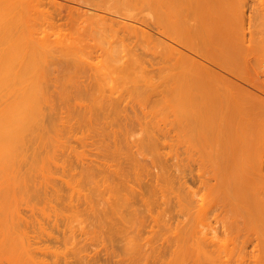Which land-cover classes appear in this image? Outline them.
Returning a JSON list of instances; mask_svg holds the SVG:
<instances>
[{"label": "rangeland", "instance_id": "obj_1", "mask_svg": "<svg viewBox=\"0 0 264 264\" xmlns=\"http://www.w3.org/2000/svg\"><path fill=\"white\" fill-rule=\"evenodd\" d=\"M96 1L98 3H101L100 6L102 8H105L106 10L112 12V14L120 15L128 22H132L128 18L141 17L150 13V11H148L150 8L147 7L149 6V4L147 5L146 0ZM239 1L241 2L242 0H234L235 8H233V10L231 11L230 17L232 20L236 21L237 19L238 21L242 20L241 18H243V20L245 19V21L247 19L250 21V25H245L244 28L243 26L241 27L239 25H232L231 27H228V29L222 30V34L225 38L224 44H221L222 46L224 45L222 47L224 48V51H222L221 54L222 57H220L221 55L219 54V52L217 53V50H222L219 45V47L217 46L218 49H213V63H206L209 65L213 72H200V70L195 66H191L190 64H187L186 61H183L180 63V68L184 70V74L180 75L176 79V83L174 82V79L169 78V71L166 68H158V66L161 64L158 63V65H155V62L152 68V65L150 66L147 63L149 62L147 59L142 61L143 56L147 58L146 53H144L145 47L143 46L142 47L144 49H142L141 46L133 45L132 43L127 41H118L117 39L113 40L112 38L104 37L102 35H98L97 37H90L87 35V31L82 32L81 30L72 27L71 22L68 19L66 20V18H52L50 20L49 16H45L46 19H44L39 15H31V19H27V15H25L23 12L15 13L14 10H12L7 4L0 5V125H3L0 126V236L7 235L6 237H11L12 240L15 241L13 244L11 241V243L7 241L8 239H6V241L9 242L12 246H17L16 239L17 237L21 236H27L28 238H31L34 235L38 238H49L48 242H46L50 250L48 252L49 254L47 253L48 255H46L48 264H60V261L64 262V258L66 264H79L80 260H78V257L80 258V256H84L85 254V256H88V254L90 256H94V258H89V256L86 257L87 259H90H88L89 261L87 262V259H84L87 264H119L115 262L118 261L116 260L118 256L115 257V253L112 257L113 260L111 261L110 259L109 261V258H107L108 260H106L102 251L100 252V250L103 248V245L101 244V236L105 238L108 233H102L101 231H98V234L101 233L99 234L101 235L99 237L100 240L99 238H97L99 241L95 238L99 235L92 237L94 235L93 233L95 232H92V228L94 227L93 225H95L96 228V224H94L95 221L93 219L94 217H92L94 216V214L93 212H91L87 204L85 202L83 203L84 195L85 197H88L90 199H88L89 202H91L92 200L94 203V201L99 202L100 200H102L98 199L102 197V195L98 197L97 190L100 189L99 187L104 188L103 183L102 186H99L101 184V181L99 182V180H102V174H106L103 171L108 168L105 167L104 169L103 167L104 170L102 171V173V166L97 167V165L95 168V165L93 164L98 163L97 161L100 160L99 155L96 153V147L99 146L101 142V145L104 144L103 140L101 139V135H99V131L101 129L103 132L105 130L104 133H108L109 128L110 132L112 130H118L122 133L119 134V137L121 135V142H119L121 147L120 149H118L120 150V152H125L126 155L128 153L130 157V153H134V150L139 151L138 154L134 153L135 158L132 157L134 156L133 154L131 156L132 158H134V160L137 159L139 164L138 162H136V165L131 166L132 168L128 167L126 159H128L129 157L125 159V155V157L123 158L124 160H126V162L123 163L124 160L120 162L124 165V169L126 172H122L123 168L121 169V172L123 174L126 173L124 175H127V177L130 176L131 178L133 177V173H136L139 177V179L137 177V181L140 182V186L137 189H141V192L143 191L142 189H144L145 186L146 188L151 187L148 188V190H151L153 195L156 190V187H153L155 185L154 183H157L156 185L159 186V188L161 185L164 188L163 191L165 192L164 193L162 192V190H160L162 188L159 189L157 187L156 191L159 193H155L157 195H154L155 197L152 196V198L149 199H153L152 201H150V204L147 199V202L151 206V209L150 206L147 205L149 210L146 211L149 212L151 210L152 214H154V217L156 216V220H151V222L148 221L152 217L146 215V211L145 215L143 214L144 211H142L143 213L141 212V215L140 213L136 212L139 219L145 220V223L141 224L143 226L140 227L139 225L138 232H136L138 229L137 227L135 229L134 225L138 220H136V214L132 215L131 213V215H127L129 214V212H127V208L125 210V207L122 208L123 212L118 209L122 213V215L124 214L126 219H128L129 217L132 220L134 219V222L132 220L131 222H128V224H130L131 226H127L128 224L125 223V225L129 229L123 230L125 227H121L119 223L121 230L120 227H118L119 230H115L116 232L114 231L115 228L112 230L114 235L111 233L112 237H110V239L114 241L112 242V245L114 244V247L116 249L113 250H116V253L119 254V261H123L122 259H120L121 256H123L126 257L128 264L127 257H129L130 259H134L136 256L132 257V255H136L139 251H141V253L142 250L149 252V250L152 251L154 247L155 249H157L156 247H158L160 250V247L162 246H160L159 243L163 241L165 242L164 239L168 236V238L171 237L169 239L171 243V240H174L173 236H175V240H179L177 237H179V235L183 232L192 235L193 232L191 231H193V225H195L196 223H193V225L191 223V220L193 218L192 216H194L193 212H191L193 210V204L189 196H187L188 193L186 194L182 192V195L185 197L183 198L185 199L184 201L187 205L185 207L190 209L189 212L191 213V215H189V212L188 210L186 211V209V212L184 211V213L178 212V209L181 207V204L183 205L184 202L183 199H181L180 204L178 201V196L181 197V190L178 184V175L180 174L179 170L183 169L182 171L184 172L181 174H186L185 176H187V179L191 177V175L189 174V170L191 169V172L192 170L194 171V167H196L195 164L197 163L196 161L203 157V155L199 157V154L202 153V151L200 150L201 146L198 139L200 138L199 134H201V130H203L204 127L205 129H207L206 127L208 125H214L217 123L222 124L227 120H225L223 117L221 118L218 114V110L214 107L205 106L201 104V101H199L198 99L193 98L192 100H189L190 96H188V94L191 92H214L216 96H213L221 100V107L218 108L227 106V101L230 98H233L236 104L239 102H246L247 97L245 95L248 92L256 95L258 97L257 101H260V98L264 99V0H244L243 3L245 4L242 5L243 7H241V5L239 4L240 6H238L236 9V3H240ZM134 24L139 27L141 26L137 25L136 23ZM142 27L143 26H141V28ZM110 40H112L113 42ZM154 61L155 60H153V62ZM234 72H238L242 77H236ZM192 78L194 79V83L186 84V82H188V80ZM195 79L197 81H195ZM70 80L72 81L73 85H70L72 84ZM227 80L236 83L239 89H231L230 84L227 82ZM77 87L78 89H82V98L84 97L83 100L86 101V103L88 102V104H90L91 102V104H93L92 101L95 98L97 101L101 100V103L104 102L102 103L101 107H104L105 105L104 110L106 111L102 110V108L100 110L104 114L99 113V111L98 114L101 115H97L99 118H102L97 119V116L94 117L96 121H94L93 119L94 123H88L90 125H88V127L86 125L87 123L85 124L82 121H80L81 123H79L76 121V119L79 118L74 117L71 121L72 126L69 127L70 129L66 127V132L62 127H59L60 125L56 128V124L54 123V125L51 123H49L50 125L48 123L44 124L43 126L40 125L45 129H41L38 126L41 130L36 126L38 129L37 131H39V133L41 134L39 135L38 133L40 138H36V140L38 139L40 143L39 141H31L34 142V144H37L35 145L36 148L32 149L35 147L34 144L32 143L34 147H30L28 145L29 142H27L28 144L25 143V145L28 146H25L27 148L23 151L21 145L23 141L21 140V142L19 140L20 137L16 131L14 122V118L16 117L14 116H18V113L23 112V110L24 112L25 110L27 112L30 111V109L25 106L27 104V94H30L32 92L33 94H35V96L37 95L39 101L33 103L36 104L35 106H38V102H40L39 104L41 110H43L42 107H45L43 111L44 113L49 115L51 109L48 108L50 110L48 111L45 106L47 102L41 101L43 99H41V97H44L43 94L50 95V97L51 95H53L52 97H54L56 100L57 97H59V93L60 97L62 98L67 94L66 97H69L70 95L71 99V93L73 94V91H76L74 89H76ZM28 91L31 92L28 93ZM85 91L87 92V95H84ZM230 91L233 92L232 95L230 94ZM19 92H21V95L22 93L26 92L24 93V98L21 97ZM88 96H90L91 98ZM20 97L21 99L23 98L24 101L22 100V103L25 104H21ZM55 99L53 100V102L56 101ZM58 99L59 101L61 100L60 98ZM59 101L56 102L59 103ZM71 101L72 100L69 101L67 99V102L71 103ZM105 101H110L108 102V104L111 105L107 106V104H105ZM66 105L68 107L67 103ZM106 106L111 107L112 109H106ZM20 107L24 108L21 109ZM53 107V110H55V108L57 109L58 105L57 107L56 105H54ZM59 108L60 107H58V109ZM62 109L68 110L70 108ZM113 109L115 112L112 111ZM71 110H69L68 112H70ZM76 110L82 111V108H78L77 106ZM76 110L74 111L76 112ZM65 112L68 113L67 111ZM105 113L107 114V116ZM78 115L80 114L75 113V116ZM92 116L93 115H91V117ZM262 116L264 118V115ZM103 121H106V123H99H103ZM76 122L78 123L76 124L77 126L74 124ZM45 125L47 126V128ZM102 126H105V129H103ZM58 127L60 128V130L62 128V134L60 131V133H58ZM199 128L201 130H199ZM198 130L200 133L198 132ZM41 131L43 132V134ZM55 131L57 132L55 133ZM118 131L117 135L119 133ZM11 132H13L14 134ZM204 134L205 132H203L202 135ZM5 135L6 137H4ZM84 135L86 137H84L85 141L81 139ZM3 137L5 140L3 139ZM13 137L15 138L13 139ZM55 138L58 139V142ZM109 138L105 137V139L107 140L104 142H106L107 145H110L109 143L111 142V139ZM27 140L29 141V139ZM18 143L21 144L19 145ZM255 145L257 148H260L262 146L260 138L256 139ZM17 146L18 148H16ZM117 147L119 148V146ZM18 150H22L21 152L23 154L19 152L20 155L19 153L17 155ZM33 152H36L35 155L37 156L35 158H31ZM205 152L207 151L203 149V153L206 155ZM117 155L118 154H116V156ZM258 155L260 154H257V158L259 157ZM260 156H262L261 158H264V155ZM80 159L82 161V166L78 164L80 163ZM205 159L206 157L202 160V162L207 161ZM129 161L130 159L128 160V164L130 165ZM121 163L119 164L123 167ZM119 164H116V166ZM203 164H207V162L202 163V166H206ZM85 165H88L90 167L93 165L91 167V169H93L92 172H89L90 167L86 171L85 169L82 170V167ZM94 170L95 173L97 171L100 172H98L97 174L101 177L96 175L98 178L100 177L99 180H96L94 178ZM262 171H264V166ZM78 172H80L81 174L83 172L84 175L86 172L87 176L88 173H93V179H91V175V177L88 176V179V177L85 178L86 175H81ZM187 172L189 177L187 175ZM107 174L112 176L110 177V179L113 180L112 173L110 174L108 171ZM19 175L29 177V180H27L25 186L18 183L12 184L13 178H17V176ZM105 177L109 180L108 176H104V180H102V182L105 180L106 182L108 181ZM115 178L116 177L114 176V180ZM133 178L131 180H133ZM94 179L98 183H100L97 186V190L95 188L96 186L93 187L96 184H92L93 181L95 182ZM137 181L134 180V182ZM108 182L107 187L111 188L112 192L116 190L117 187L121 184L119 183L117 187H113L112 189L113 185H111V183L113 182H111L110 180ZM134 182H131L133 184H131L130 182L128 184L136 187L134 185ZM151 184L154 185L152 186ZM147 185L150 186L147 187ZM190 185L192 187L195 186V184L193 185V183H191ZM103 188L102 190L104 191ZM77 190L81 195V197L79 195V198L80 201L82 199L83 204L81 202L77 203V201L76 203H74L75 199L79 200L78 196H76V194H78L76 193ZM146 190L144 189V191ZM73 191L76 192L74 193ZM117 191H119V189ZM122 191L120 193H123ZM105 192L107 193V190L104 191V193ZM146 192H148V196L146 195ZM146 192L142 193L145 194V197L147 196V198H150L149 196H151V194L149 193V191ZM104 193L103 196H107L109 194ZM160 193H162L163 195L166 194L169 201L166 200L165 196L163 197V199L165 198L166 200L165 203H160V200L163 201V199L158 200V198L161 197L159 196L161 195ZM69 195L71 197H69ZM69 199L71 200L69 201ZM167 202L168 204H166ZM101 203L102 206L105 205L104 201H101ZM151 203L153 205H151ZM74 204L75 206L77 204V207H79H76L77 210L73 209L75 208L73 206ZM85 204L86 208L88 207V211H86L87 209L85 208ZM70 205L73 206V208ZM166 205H168L167 208L165 207ZM188 205L191 206V208ZM139 206L140 205H138V207ZM84 208L86 210H84ZM145 208L143 205L140 206V209L142 210H144ZM158 210L160 212H158ZM89 211L91 212V214ZM185 213L186 215H184ZM152 214L150 213L151 216ZM187 214L190 221L188 220ZM90 217L93 219V221H91ZM182 218H185L189 222L186 223V220H183ZM165 219L167 220V223H162L165 221ZM181 219L183 220V222H181L179 225L178 221H181ZM89 221L92 222L93 225H89L92 224L89 223ZM175 222H178V227ZM181 224L186 226L182 227ZM188 224L191 225L192 228ZM148 225L152 226L153 228L150 227L148 229ZM165 225L170 229L168 227L165 229ZM196 225H198V222ZM196 225L195 227L198 228V226ZM180 226L182 230L180 229ZM185 229H187V231ZM149 230H151L152 232H149ZM167 230L169 234L167 233ZM170 230H172V233L169 232ZM195 230L198 229L195 228L194 231ZM207 230L205 229V231ZM108 231H111V229ZM196 232L197 231H195L194 234ZM146 234L149 236L145 237ZM150 236L151 238H148ZM141 238L143 240L145 239L144 241L146 243L141 240ZM188 238L189 240H191L190 237ZM149 239L151 240L150 243L148 241ZM173 244L174 245H171V247L173 246L172 248H176V246L179 245L177 243V245L175 246L174 241ZM34 245L37 244L35 243ZM149 245L151 246V248ZM6 248L5 250H7ZM132 248H135L136 252L135 249L133 251ZM97 249H100L99 253L95 252V250ZM5 250H0V263L3 262L1 256L3 257ZM159 250H155V252H158ZM191 252L193 251L191 250ZM6 253L8 252L6 251ZM141 253L139 252V254ZM189 254L192 255L190 252ZM36 255L38 254L36 253ZM63 255L65 256L64 258L62 257ZM60 256L61 258H59ZM126 260L124 259V263ZM134 261H136V259H134ZM17 262L18 264H29L28 262L23 263V260H18ZM131 262L132 264H134L133 260ZM185 263L190 264V259L189 261L187 259V262ZM191 264L193 263L191 262Z\"/></svg>", "mask_w": 264, "mask_h": 264}, {"label": "bare ground", "instance_id": "obj_2", "mask_svg": "<svg viewBox=\"0 0 264 264\" xmlns=\"http://www.w3.org/2000/svg\"><path fill=\"white\" fill-rule=\"evenodd\" d=\"M146 2H147V5L149 4V6H147V7L150 8L148 10V11H150V13L143 15L141 17L128 18L132 22H128L127 20H125L120 15L112 14V12L106 10L105 8H102L100 6L101 3L100 2L98 3L96 0H0V5L7 4L12 10H14L15 13L23 12L25 15H27V19H31V15H39L44 19H46L45 16H49L50 20L52 18H56V19L66 18V20L68 19L71 22L72 27L77 28V29L81 30L82 32L87 31L88 32L87 35L90 37H97L98 35H100V36L102 35L104 37L112 38L113 40L117 39L118 41H127V42L132 43L133 45H138L141 47L143 46L146 49L145 50L142 47V49H144V53H146L147 58L145 56H143V55H145V54H143L142 55L143 56L142 61L147 59L149 61L147 63L150 66L152 65V68H153V65L155 62H156L155 65L156 64L158 65V63L161 64L158 66V68H163V69L166 68L169 71L168 72L169 78L174 79L175 83H176V79L180 75L184 74V70L180 68L181 67L180 63L183 61H186L187 64H190L191 66L192 65L195 66L197 69L200 70V72L207 73V72L212 71V69L206 63H213L212 57L214 56V53H213L214 48L218 49V47L220 45V48L222 50H217V53L219 52L220 55L222 54V51H224L223 50L224 48H222L224 45L223 46L221 45V44H224V39H225L223 34H222V30H226V29H228V27H231L232 25H237V26L239 25L241 27L243 26V28L245 25L246 26L250 25V21L247 19H246V21H245V19L243 20V18H241L242 20H240V21H238V19H237V21L231 19V17H230L231 11L233 10V8H235V2H236V1L234 2V0H146ZM243 2H244V0H242L240 3H236V5H237L236 9L240 5H241V7H243L242 5L245 4ZM242 17H243V15H242ZM134 23H136L137 25L143 26L142 28H144V29H142L141 26L140 27L136 26ZM110 41H112V40H110ZM220 57H222V55ZM153 60H155V61L153 62ZM216 68H217V66H216ZM234 74L236 77H239V78L242 77L238 72L237 73L234 72ZM192 79H189L188 82H186V84H193L194 79L193 80ZM195 81H197V80L195 79ZM73 82H74V80H73ZM227 82L230 84L231 89H233V90L239 89L238 85H236V83L229 81V80H227ZM71 83H72V81H71ZM70 85H73V83ZM78 87L76 89H74L76 91H73L74 92L73 94L71 93V96H72L71 99H70V95H69V97L68 96L66 97L67 94L63 98L60 97L59 92H58L59 97H57V100L54 97H52L53 95H51V97H50V95H44L43 94L44 97H41V99L43 98L44 101H43V99L41 101L47 102V104L45 105L46 109L48 111H50L49 109H51V112H49L50 113L49 115L44 113L43 110L45 109V107L44 108L42 107L43 110H41V107L39 104L40 102H38V106H35L36 105L35 103H36V101H39V98L37 95L35 96V94H33L31 91H28V93L29 92H31V93L27 94L28 96H26L27 97L26 98L27 104L25 106L28 109H30V111L28 110L29 112H27L25 110V112H24V110H23L24 113L21 112V113H18V116H14V117H16V118H14V122H15V126H16V131L20 137L19 140L20 141L22 140L24 143V145H23V143L22 144L20 143L22 145L23 151H24V149L27 148L25 146L29 145L30 147L31 146L34 147L35 145H37L36 143L34 144V142H31V141H35V142L39 141L38 139L36 140V138H40L39 135H41V134L39 133V131H37L38 130L37 127L39 126L41 129H45V128L41 127L40 125L43 126L44 124H47V123L48 124L54 123V124H56V128H57V126L60 125L59 127H62L63 130L65 131V130H67L66 127L69 128L72 126L71 121L74 117L79 118V119L75 118L76 121L79 123H81L80 121H82L85 124L87 123L86 124L87 126L89 124L94 123V121H96L94 119V117L99 115L98 114L99 111H100L99 113H102V111L100 109L103 108L102 110H104L105 105H104V107H101L102 103H104V102L101 103L100 102L101 100L97 101L95 98L93 101L91 99L93 104H91V102H90V104H88V102L86 103V101L83 100L84 97L82 98V96H83L82 89L79 88L80 89L79 90ZM19 93L21 95V92H19ZM24 93H26V92H24ZM24 93H22V95H21V97H23V98H24ZM63 93H64V90H63ZM230 94L232 95L233 92L230 91ZM84 95H87L86 91H85ZM213 95L216 96V94H214V92H208V91H206L204 93H202V92H197V93L191 92L188 94V96H190L189 100H192L193 98L198 99L199 101H201V104H203L205 106L214 107L215 109L218 110V114L220 115V117L221 118L223 117L227 121L223 122L222 124L217 123L214 125H208L206 127L207 129H205V127L203 128V130H201L202 127H201V129L199 128V130L202 131L201 134H199L200 138H198L199 142H200V146H201L200 150L202 151V153H203V149H205V151H207V152H205L206 155L204 153L203 154L201 153V154H199V157L203 155V157L204 156L206 157L205 160H207V161L202 162V160L205 157L204 158L201 157V159L196 161L197 162L195 164L196 167H194L195 168L194 171L192 170L193 173L191 172V169L189 171L192 174L188 171L189 174L191 175V177H189L188 172H187L189 179L186 178L187 177V176H185L186 174H181L184 172V171H182L183 169L182 170L180 169L181 171L179 170L180 174L178 175L179 176V183L178 184H179V188L181 190L180 191L181 197L178 196L179 204H180L181 199L185 198L182 195L183 194L182 192H184L186 194L188 193L189 195L187 194V196H189V198L193 204L192 205L193 210L191 212H193L194 216H192L193 218L191 220L192 221L191 223L193 225V223L197 224V222H198V225L195 224L196 226H198V228L195 227V225H193L194 228H192V226L188 224L193 229V231H191V232H193V234L191 233L192 235L186 234V232L185 233L183 232L182 234L179 233L180 235H179V237H177L179 240H177V239L175 240V236H173L174 240L172 239L171 243L169 240L171 237L168 238L169 237L168 236L167 237L168 239L163 238L165 240V242L164 241L161 242L162 244L164 243L163 245L161 243H159L160 246H162V247H160V250L158 247H156L157 249H155V247H154V249L156 251L159 250L158 252H155V250L153 248H152L153 250L152 251L149 250V252L142 250V253H141V251H139L141 254H139V252H137V254L134 253L136 255H132V257L136 256L134 258V259H136V261H134V259H130L129 257H127L128 258V264H132V262H131L132 260H133L134 264H186L185 262H187V259H188V261L190 259V264H191V262L193 264H264V171H262L263 166H264V158H261L262 156H260V155H264V118L262 116V115H264V99L260 98V101L259 100L257 101L258 97L256 95H254L253 93L248 92L245 95L247 97L246 102H244V103L239 102L236 104L234 99L230 98L227 101L228 102L227 106L222 107V108H218V107H221L220 106L221 100L219 98H215ZM21 97H20L21 104H25V103H22L24 100H23V98L21 99ZM47 97H50V98H47ZM88 97H90V96H88ZM58 98H60L61 100L59 101ZM54 99L56 101H59V103L56 101L53 102ZM67 99L69 101L72 100L71 103L67 102ZM62 100H64L65 102ZM83 101H84V103H83ZM33 102H35V103H33ZM108 102H110V101H105V104H107V106H110L111 104H108ZM56 103H58V104H56ZM66 103L68 104V107H67ZM47 105H48V107H47ZM54 105H56V107L58 105V107H60V108L58 109V107H57V109L55 108V110H53ZM62 105L63 106L66 105V106L63 107ZM77 106H78V108L81 107L82 111H79V110L77 111L76 110ZM23 108H21V109H23ZM62 108H70V109H68V110L64 109L63 110ZM109 108L112 109L111 107H107L106 109H109ZM114 109L112 110L113 112H115ZM69 110H71V111L68 112ZM74 110H76V112ZM65 111H67L68 113H66ZM104 111H106V110H104ZM107 112H108V110H107ZM54 113H55V115H54ZM75 113L80 114V115H78L79 117L75 116ZM102 114H104V113H102ZM108 114H110V113H108ZM43 115H45V116H43ZM91 115H93V116L91 117ZM106 116H107V114H106ZM96 118L100 119L102 117L99 118L97 116ZM103 118H104V116H103ZM11 119H12V117H11ZM93 119H94V121H93ZM91 121H93V122H91ZM77 122L74 124L75 125L78 124ZM104 122L106 123V121H103V123H101V122H99V123L104 124ZM1 123H2V121H1ZM85 124H83V125H85ZM12 125H13V123H12ZM0 126H3V125H0ZM6 127H7V125H6ZM59 127H58V133L61 132V134H62V128L60 130ZM104 127L105 126H102L103 129H105ZM46 128H47V126H46ZM48 128H50V127H48ZM10 130H12V129H10ZM199 130H198V132H199ZM207 130H208V132H207ZM117 131L112 130L110 132V128H109L110 133L109 132L104 133L105 130L103 132L100 129L99 135H101V139L103 140L104 144L101 145V143H102L101 142L100 145L96 147V153L99 155L100 160L97 161L98 163H95L93 165H95V168L97 165H98L97 167L102 166L101 172L105 169V167L108 168V169L103 171L106 173L105 175L102 172L103 173L102 177L97 174L99 171H97L95 173V170H94L95 176L96 175L100 176L102 178V180H104V176H108L109 180L111 182H113V183H111V185H113L112 189H113V187H117V185L119 183L122 184V189H121V184H120V186H118L117 189L115 188L116 190H114L112 192L111 188L107 187L108 183H110V182H108L109 180L106 177L105 178L108 180L107 181L108 183L106 182V180L102 182L100 177L98 178L97 176L96 177L94 176V178L96 180L100 179L99 182L101 181V184H100L95 179H94L95 182L92 180L93 181L92 184L93 183L96 184V185L93 184L94 185L93 187L96 186L95 187L96 190L98 188L97 187L98 184H100L99 186H102L104 184L103 185L104 188L99 187L100 189L97 190L98 197H100L102 195V197H100V198L97 197V198L102 199V200L99 201L100 203L97 201H94V203H93V201L91 200V202H92L91 203L88 201V199H89L88 197H85V195L83 196V203L85 202L87 204V206L89 207V209L91 210V212H93V214H94V216H92V217H94L93 219L95 221L94 224H96V228H95V225H93V223L89 221V223H92L89 225L94 226V227L91 226V227H93L92 228L93 230L91 229L92 232L93 231L96 232V233L95 232L93 233L94 235L92 237H95V236L101 234V233L98 234L97 233L98 231H101L102 233H104V232L108 233V235L105 236V238L101 235H99L98 237H95V238H96V240H98L97 238H99L100 236L102 237V239H101L102 243L101 244L103 245L102 246L103 248L101 250L100 249L99 250H100V252L102 251L106 260H108L107 258H109V261H110V259H111V261L113 260L112 257L114 256V253H115V257L118 256V258H116V260L119 261V257H120L119 254L116 253L117 251L113 250L116 248L114 247V244L112 245V242H114V241L112 239H110V237H112L111 233L113 234L112 230L114 228H115L114 231L116 229L119 230L118 227H120V226L123 228L125 227L123 230L129 229L127 227L130 225V224H128V222L129 221L131 222V220H132V219H130L129 216H128L129 217L128 219H130V220L126 219L124 214L122 215V213L120 212V211H122V208L125 207V210L127 208V212H129V214H127V215H131V213H132V215L136 214L135 215V216H137L136 220L137 219L138 220L136 223L137 225L136 224H134V225H135V229H136V227L138 229L139 225H140V227L143 226L141 224L145 223V220L139 219L137 213H140V215H141L143 213L142 211H144L143 214L145 215V211L149 210L148 206H150L149 205L150 201L153 200V199L152 200H149V199H151L152 196L155 197L154 195H157L155 193H159L156 191L157 187L159 188V186L156 185L157 183H154L155 184V185L153 184L154 186L151 184L153 187H156L155 188L156 190L153 188L155 190V192L153 191L154 192L153 195H152V191L148 190V188H151V187H148L150 185H147L148 188H146V186L144 188L145 190L147 189L146 191H149V193L151 191V193H150L151 196H149L150 198H147L148 192H146V191H144V189H142L143 190L142 192H144V193L146 192L147 196L145 197V194H143L140 191L141 189H137L140 186V182L137 181L138 175L136 173H133L132 176L134 178L132 177L133 180H131L132 178L129 176V173H128L129 177H127V175H124L126 173H124V174L122 173V172H126L124 169V165L121 163L124 160L123 157H125L126 153L120 152V150H118L121 147V145L119 143V142H121V140H120L121 135L119 137V134L121 133V131L120 132L118 131L119 132L118 135H117ZM56 132L57 131H55V133ZM198 132H197V137H198ZM203 132H205L204 135H202ZM11 133H13V132H11ZM38 133H39V135H38ZM47 133H48V131H47ZM42 134H43V132H42ZM57 135H59V134H57ZM109 136H110V138H109ZM4 137H6V135ZM4 137H3V139H4ZM26 137H28V138H26ZM84 137H85V135L81 139L84 140ZM105 137L111 139V142L109 143L110 145L112 144L111 146L107 145V143L104 142L107 140V139H105ZM14 138L15 137H13V139ZM32 138H33V140H32ZM257 138L261 139L262 146L260 148H257L255 145ZM25 139H26V141H25ZM27 139H29V141ZM101 139H100V141H101ZM56 141L58 142V139H56ZM27 142H29V144ZM107 142H109V141H107ZM25 143L28 145H25ZM32 143L34 144V146ZM39 143H40V141H39ZM108 146H110V147H108ZM117 146H119V148ZM16 148H18V146ZM35 148H36V146L32 149H35ZM21 151L22 150H20V151L18 150V152L16 151L17 155ZM138 152L139 151L134 150L135 154L136 153L138 154ZM35 153L33 152V155L31 158H33V157L35 158L37 156V155H35ZM119 153L122 155H120ZM134 153L132 152L133 155H134ZM258 153L260 155H258L259 157L257 158ZM116 154H118V155L116 156ZM132 154L130 153L131 156H132ZM19 155H20V153H19ZM131 156L129 157V154L127 153L125 159L127 157H129V158L126 159L127 162H126V160L123 161V163H125V162L127 163L128 167L134 166V165H136V162H138L137 159L134 160L135 155L132 156L134 158H132ZM119 158H120V160H119ZM117 159L119 160V162ZM129 159H130V161H129L130 165L128 164ZM76 160H77V158H76ZM81 162L82 161L80 159V163ZM134 162H135V164H134ZM204 162L205 163L207 162V164H203L206 166H202V163H204ZM80 163H78V164L80 166H82V163L81 164ZM119 163H121L123 165V167ZM116 164H119V165H117L118 167L116 166ZM138 164H139V162H138ZM87 166L88 165L83 166L82 170L85 169V171H86L90 167V166H88V167ZM113 166H115V167H113ZM91 167L89 169L90 171L88 170L89 172H92V170H93V169H91ZM103 167H104V169H103ZM122 168L124 169V171ZM121 169H122V172H121ZM107 170L109 171L110 174L112 173L113 180L110 179V177H112V176L107 174L108 173ZM83 172H82V174L80 172H78V173H80L81 175H84ZM85 175H84L85 178H87L88 176L91 177L93 175V173H91V174L88 173V176H87V173L85 172ZM114 176L116 177L115 180H114ZM89 177H88V179H89ZM28 178L29 177H24V175L23 176L19 175V176H17V178L16 177L13 178L12 184L18 183V184H22L25 186L27 183V180H29ZM91 179H93V176L91 177ZM138 179H139V177H138ZM128 180L130 183L134 182V180L137 181V182H134V185L136 187L129 185ZM114 181L117 184H115ZM137 183H138V186H137ZM191 183H193V185L195 184V186L192 187L190 185ZM105 184H106V186H105ZM131 184H133V183H131ZM102 188L104 189V191L107 190V193L105 192L106 194L109 193L107 196H105V195L103 196L104 191L102 190ZM160 188H162V189H160ZM160 188L159 189L162 190V192H164L163 191L164 188L161 185H160ZM118 189H119V191H117ZM123 189L125 190V192ZM121 191L123 193H120ZM76 193H78V194H76V196H78V198H79V195H80L79 191L77 190ZM97 194H96V196H97ZM160 194L161 195L158 194L159 196H161L160 198H158V196H157L158 200L163 199V197L166 196V194L165 195H163L162 193H160ZM187 196H186V198H187ZM69 197H71V196L69 195ZM80 197H81V195H80ZM179 197H180V200H179ZM165 198H166V200H168L167 196ZM165 198L163 199V201L160 200V203L161 202L165 203V201H166ZM84 199H86V200H84ZM147 199L149 201V204L147 202ZM70 200L71 199H69V201ZM184 200L185 199H183V201ZM76 201H77V203L78 202L82 203V199L80 201V198H79V200L75 199L74 203H76ZM86 201L89 203H87ZM101 201H104L106 206L104 205V203H103L104 206H102ZM95 202H97V203H95ZM191 202H190V205H191ZM72 203H73V201H72ZM152 203H151V205H153ZM185 203L186 202L184 201L183 202L184 206L181 204V207L178 209L179 213H184L185 209H186V211L188 210V212H189L190 209L185 207V206H187ZM86 204H85V208H86ZM137 204L140 206L143 205L144 208L145 207H147V208L142 210L143 208L140 209V206L138 207ZM166 204H168V202ZM73 206L75 208H73ZM73 206H71L73 209L77 210V208H79V207H77V204H76V206H75V204ZM88 207L86 208L87 210L85 208H84V210L88 211ZM165 207L167 208L168 205H166ZM183 207H184V209H183ZM189 207L191 208V206H189ZM166 208H164V209H166ZM150 209H151V206H150ZM164 209H163V211H164ZM155 211H157V210H155ZM91 212H90V214H91ZM158 212H160V211L158 210ZM150 213L152 214L151 210L149 212L146 211V215H149L150 217L153 218V219L150 218V220H148V221L151 222V220H156V216L154 217V214H152V216H151ZM112 214H114V215H112ZM155 215H156V213H155ZM184 215H186V213ZM189 215H191L190 212H189ZM89 216H91V215H89ZM187 216H188V214H187ZM194 218H195V220H194ZM93 219L91 218V221H93ZM182 219H181V221H178L179 225L181 222H183V220L185 218L183 220ZM188 220L190 221L189 216H188ZM188 220H186V223L189 222ZM132 221L134 222V219ZM165 221L162 223H167L166 219H165ZM211 221L214 224H212ZM19 223H21V222H19ZM119 223H120V226H119ZM125 223L128 225L126 226ZM154 223H155V221H154ZM177 223H176V225H177ZM23 224H25V223H23ZM122 225H125V226H122ZM134 225H133V227H134ZM166 225L164 226L165 229L168 227ZM152 226H153V223H152ZM152 226H149L148 229L150 227L153 228ZM181 226L183 227L184 225L181 224ZM181 226H180V229L182 230ZM121 227H120V230H121ZM177 227H178V225H177ZM94 228H95V230H94ZM195 228L198 230H195L197 232L194 234ZM110 229H111V231H108ZM205 229L206 230L208 229V230L205 231ZM185 230L187 231V229H185ZM138 231H139V229L136 232H138ZM149 232H152V231L149 230ZM169 232L172 233V230H170ZM167 233H168V230H167ZM171 233H170V235H171ZM6 236H0V250L1 249L5 250V248L7 247L8 244H10L11 242L13 244L15 242L14 240H12L11 237H6ZM137 236H138V234H137ZM146 236H149V235L146 234L145 237ZM188 237H190L191 240H189ZM142 238H141V240H143ZM148 238H151V236ZM6 239H8L7 241H9V242L11 241V242L10 243L7 242ZM17 239H16L17 244L15 243L17 246H12L11 244L8 245V247L6 248L7 250L4 251L5 253H4L3 257L1 256V259H3V262L0 264H18V262H17L18 260H20V261L23 260L24 261L23 263L28 262L29 264H48L47 263L48 261L46 260L47 259L46 255L49 254L48 252L50 250H49V246H48V244H46V242H48L49 238H47V237L46 238H38V237H35L33 235L31 238H28L27 236L26 237L21 236V237H17ZM99 240H100V238H99ZM187 240H189V241H187ZM146 241H147V239H146ZM148 241H149V243L151 242L150 239ZM173 241L175 243V246L177 245V243L179 244L176 246V248H172L173 246L171 247V245H174ZM176 241H178V242H176ZM6 243H8V244H6ZM35 243L37 245H34ZM187 243H188V245H187ZM33 245H34V247H33ZM141 246H143V245H141ZM135 248H132V250L134 251ZM150 248H151V246H150ZM171 248H172V250H171ZM99 250L97 249V250H95V252L99 253ZM191 250L193 252H191ZM6 251L8 253H6ZM13 251H16V252H13ZM135 252H136V249H135ZM189 252L193 255V257H192V255L189 254ZM36 253L38 255H36ZM172 253L174 256V260H173ZM85 255L80 256V258L78 257V260H80L79 264H87L86 262L90 260L89 258H92V257L94 258V256H90L88 254V256H89V258H88L89 260H88L86 258L88 256H85ZM165 255H167V256H165ZM62 257L64 258L65 256L63 255ZM59 258H61V256ZM63 258H62V260H63ZM84 259L85 260L87 259L86 262ZM120 259H122L123 260L122 262L124 263V259L126 260V257L121 256ZM63 261L64 262L60 261V264H66L65 258ZM82 261H84V262H82ZM118 261H115V262H117L119 264L122 263L121 261H119V262ZM173 261H174V263H173ZM129 262H131V263H129ZM114 264H116V263H114ZM124 264H127V260L125 261Z\"/></svg>", "mask_w": 264, "mask_h": 264}]
</instances>
